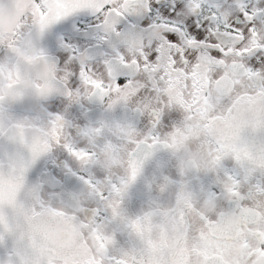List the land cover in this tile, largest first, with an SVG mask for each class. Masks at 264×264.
<instances>
[{"label":"snow or ice","instance_id":"obj_1","mask_svg":"<svg viewBox=\"0 0 264 264\" xmlns=\"http://www.w3.org/2000/svg\"><path fill=\"white\" fill-rule=\"evenodd\" d=\"M0 264H264V0H0Z\"/></svg>","mask_w":264,"mask_h":264}]
</instances>
